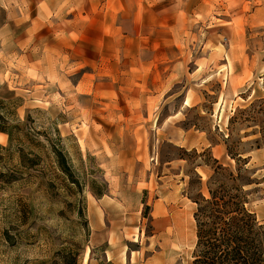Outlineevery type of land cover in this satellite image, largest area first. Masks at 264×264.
<instances>
[{
    "label": "rangeland",
    "instance_id": "1",
    "mask_svg": "<svg viewBox=\"0 0 264 264\" xmlns=\"http://www.w3.org/2000/svg\"><path fill=\"white\" fill-rule=\"evenodd\" d=\"M7 1L0 28L36 56V4ZM230 10L190 37L184 66H126L64 93L33 74L0 91V264H191L192 199L217 165L234 170L228 148L258 183L264 224V12Z\"/></svg>",
    "mask_w": 264,
    "mask_h": 264
},
{
    "label": "crops",
    "instance_id": "2",
    "mask_svg": "<svg viewBox=\"0 0 264 264\" xmlns=\"http://www.w3.org/2000/svg\"><path fill=\"white\" fill-rule=\"evenodd\" d=\"M10 1L36 4L33 11L41 34L34 56L28 49L9 45V21L0 28V91L24 88L33 74L37 82L72 92L87 83L117 82L120 79L115 77L126 76V66L143 68L140 75L168 64L184 66V52L197 48L190 37L199 36L208 21L219 20L223 10L231 8L232 20H247L264 12V0ZM26 12L22 19L34 14ZM49 15L56 18L53 24ZM85 68L88 71L80 78L74 77ZM140 79L143 84L145 78ZM140 86L139 99H144V87ZM149 96L154 98L153 93ZM3 139L0 133V141Z\"/></svg>",
    "mask_w": 264,
    "mask_h": 264
},
{
    "label": "trees",
    "instance_id": "3",
    "mask_svg": "<svg viewBox=\"0 0 264 264\" xmlns=\"http://www.w3.org/2000/svg\"><path fill=\"white\" fill-rule=\"evenodd\" d=\"M0 126V133H5ZM236 167L217 165L207 184V196L192 199L196 243L191 264H264V224L254 209L258 183L232 148Z\"/></svg>",
    "mask_w": 264,
    "mask_h": 264
}]
</instances>
